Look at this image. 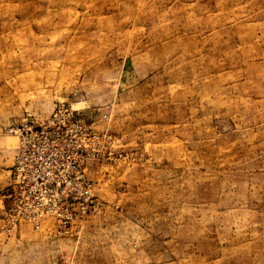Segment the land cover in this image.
<instances>
[{"label": "rangeland", "instance_id": "obj_1", "mask_svg": "<svg viewBox=\"0 0 264 264\" xmlns=\"http://www.w3.org/2000/svg\"><path fill=\"white\" fill-rule=\"evenodd\" d=\"M61 104L114 138L99 209L10 226L14 127ZM60 261L264 264V0H0V264Z\"/></svg>", "mask_w": 264, "mask_h": 264}, {"label": "built area", "instance_id": "obj_2", "mask_svg": "<svg viewBox=\"0 0 264 264\" xmlns=\"http://www.w3.org/2000/svg\"><path fill=\"white\" fill-rule=\"evenodd\" d=\"M14 131L18 144L11 168L6 222L15 227L25 220L36 229L47 223L60 234L83 224L100 203L89 163L97 164V173L102 163L100 152L103 145L111 149L112 134L94 130L78 111L64 104L56 106L47 117L26 118Z\"/></svg>", "mask_w": 264, "mask_h": 264}, {"label": "crops", "instance_id": "obj_3", "mask_svg": "<svg viewBox=\"0 0 264 264\" xmlns=\"http://www.w3.org/2000/svg\"><path fill=\"white\" fill-rule=\"evenodd\" d=\"M13 165V164H12Z\"/></svg>", "mask_w": 264, "mask_h": 264}]
</instances>
